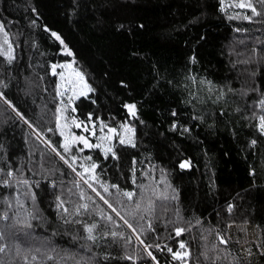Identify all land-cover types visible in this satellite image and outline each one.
Segmentation results:
<instances>
[{
    "label": "trees",
    "instance_id": "trees-1",
    "mask_svg": "<svg viewBox=\"0 0 264 264\" xmlns=\"http://www.w3.org/2000/svg\"><path fill=\"white\" fill-rule=\"evenodd\" d=\"M238 1L0 0V264H264L220 226L264 241V0Z\"/></svg>",
    "mask_w": 264,
    "mask_h": 264
},
{
    "label": "rangeland",
    "instance_id": "rangeland-1",
    "mask_svg": "<svg viewBox=\"0 0 264 264\" xmlns=\"http://www.w3.org/2000/svg\"><path fill=\"white\" fill-rule=\"evenodd\" d=\"M238 3H243V0H239ZM59 67V76L63 79H70L74 76L80 77V73L71 59L60 62ZM220 226L229 237L240 243L243 251H245L250 259L264 260V241L261 238L260 229L255 224L249 222H227L220 224ZM176 253L182 255L185 254L186 251H176ZM184 264H186V262H184Z\"/></svg>",
    "mask_w": 264,
    "mask_h": 264
},
{
    "label": "snow or ice",
    "instance_id": "snow-or-ice-1",
    "mask_svg": "<svg viewBox=\"0 0 264 264\" xmlns=\"http://www.w3.org/2000/svg\"><path fill=\"white\" fill-rule=\"evenodd\" d=\"M242 7L244 6V5H241ZM248 7H251V5H248ZM253 10V12H255V9L253 8L252 9ZM55 35V34H54ZM130 107V109H132V108H134V106H129ZM79 126V125H78ZM260 127H261V130L262 131H264V117H261V125H260ZM114 131V130H113ZM80 139H83V137H81ZM123 142V141H122ZM84 143H85V146L86 147H91L92 145H89L88 143H87V141L85 140L84 141ZM253 143H255V141H253ZM66 150H67V148H66ZM187 165L186 164H182L181 165V167H186ZM128 195H131V193H128ZM89 231H91V229H89ZM181 230H177V234H179V232H180ZM181 247H183V245H181ZM174 256L176 257V258H179V256H180V254L179 253H175L174 254Z\"/></svg>",
    "mask_w": 264,
    "mask_h": 264
}]
</instances>
